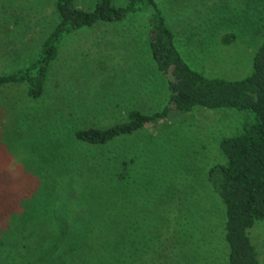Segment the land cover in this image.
Wrapping results in <instances>:
<instances>
[{
  "label": "rangeland",
  "instance_id": "obj_1",
  "mask_svg": "<svg viewBox=\"0 0 264 264\" xmlns=\"http://www.w3.org/2000/svg\"><path fill=\"white\" fill-rule=\"evenodd\" d=\"M113 1L126 5V0ZM98 2L78 0L85 11L94 10ZM154 3L191 69L207 78L241 80L251 75L252 61L264 42V0ZM152 18L153 11L143 10L120 22L65 35L50 66L45 94L37 101L27 99L23 86L0 88V264L33 263L55 233L45 221L52 214L49 200H26L23 206L31 201L39 226L31 222L21 230L12 224L19 233L20 256L2 254L9 247L6 238L11 239L10 219L25 213L19 199L36 191L42 179L46 185L59 180L54 164L42 156L67 145L72 157L88 162L92 156L71 140L76 129L112 127L127 122L133 110L152 115L168 105V77L158 71L150 49ZM58 23L55 0H0V76L28 67ZM251 119V113L237 110L174 111L93 156L103 155L106 161L125 157L132 165V194L144 200L141 228L162 236L154 247L180 256L185 252L188 264H226L223 222L208 174L225 161L221 140L238 134ZM22 186L20 195L17 188ZM250 237L264 264V222L255 225ZM179 258L172 255L171 264Z\"/></svg>",
  "mask_w": 264,
  "mask_h": 264
},
{
  "label": "trees",
  "instance_id": "obj_2",
  "mask_svg": "<svg viewBox=\"0 0 264 264\" xmlns=\"http://www.w3.org/2000/svg\"><path fill=\"white\" fill-rule=\"evenodd\" d=\"M55 7L59 23L43 43L39 56L25 69L0 76V88L23 86L28 100L41 99L50 66L59 57L65 35L98 23L120 22L129 14L151 10L150 49L158 71L168 77L169 103L152 115L133 110L127 122L112 127L76 129L71 140L79 145L81 152L92 156L88 162L72 157L67 145L58 146L51 156H42L50 165L54 164L59 180L46 185L42 179L36 191L25 192L19 199L23 200L25 213L10 219L11 239L6 238L9 247L6 245L8 249L2 254L15 259L20 256L19 233L12 230V224L21 225V230L31 222L39 226V215L31 214V201L23 206L24 202L49 200L52 214L45 221L48 229L54 227L55 233L30 264H171L172 255L180 257L177 264H188L185 252L180 256L157 246L162 236L141 228L145 207L144 200H136L132 194V165L125 157L106 161L103 155L93 154L101 147L167 119L174 111L190 113L200 107L253 115L238 134L221 140L219 147L225 161L210 169L208 180L223 222L226 264H260L250 231L258 222H264V42L254 56L250 76L241 80L207 78L183 60L173 32L156 9L154 0H126L125 6H116L113 0H99L92 11L83 10L78 0H55ZM32 147L35 151L36 146ZM68 179H76L77 183H70ZM20 189L23 195L25 189L17 188Z\"/></svg>",
  "mask_w": 264,
  "mask_h": 264
}]
</instances>
